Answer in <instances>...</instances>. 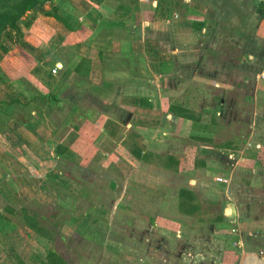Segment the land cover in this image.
<instances>
[{"label":"crops","instance_id":"crops-1","mask_svg":"<svg viewBox=\"0 0 264 264\" xmlns=\"http://www.w3.org/2000/svg\"><path fill=\"white\" fill-rule=\"evenodd\" d=\"M194 2L85 0L86 11H79L91 26H85L90 31L81 32L83 38L47 17L56 23L55 29L47 39L39 40L37 57L24 59L25 75L0 87H8L0 94V201L4 202L0 207V264L45 261L48 250L38 253L28 240L29 229L14 219L24 209L25 201L33 199L55 209L72 203L75 215H81L76 223L79 231L87 232L99 227L97 218L101 213L109 212L102 203L111 202L116 209L121 195L140 187L137 178L149 176L154 168L169 173L170 181L179 182L178 191L167 199L173 204L174 216L187 215L194 200L182 212L179 193L187 190L194 197L200 188L194 186H202L200 178L202 183L210 182L224 191L226 205L216 223L231 244L219 241L222 235L212 241L217 248L212 264H264V218L253 220V214L264 213L260 211L264 210V185L254 194L250 180L244 186H234L232 173L226 183H219L207 176L211 162L205 158L197 156L195 164L185 163L190 154L184 146L172 154L176 147L172 136H179L175 140L181 142L189 139L193 125L168 112L175 101L190 103L185 93L188 86L209 80L222 86L229 83L244 87V75L253 68L260 75L256 76L251 101L258 105L257 93L264 90V43L257 44L253 53L251 41L262 35L264 20L252 14L253 4L248 0H220L221 8L230 5L239 18L223 28L220 22L230 16H209ZM69 3L77 8L72 1ZM218 43L243 47L242 55L233 60L231 52L218 50ZM3 56L0 53L1 68L5 65ZM81 60L88 62V70L87 64L79 65ZM55 67L59 69L52 74ZM35 91L39 92V101L35 100ZM49 94L52 97L46 99L44 96ZM16 99L22 107L13 103ZM258 112L253 117L255 123L261 117ZM176 128L178 134L173 133ZM169 157L177 164L170 163ZM156 161H165L161 164L164 168L154 165ZM141 167L145 173L138 172ZM111 168L120 172L121 180ZM236 191L246 198L256 197L262 205L259 211H245L240 217L229 200ZM113 194L119 197L112 199ZM125 199L128 202L129 198ZM88 203L90 207H86ZM163 205L165 200L162 209H155V216L168 214ZM251 222L263 226L253 238L246 230ZM71 225H63L62 233ZM151 225H155L153 219L146 226L158 228ZM22 249L25 257L19 253Z\"/></svg>","mask_w":264,"mask_h":264},{"label":"rangeland","instance_id":"rangeland-1","mask_svg":"<svg viewBox=\"0 0 264 264\" xmlns=\"http://www.w3.org/2000/svg\"><path fill=\"white\" fill-rule=\"evenodd\" d=\"M59 1L35 0L33 7L16 21L17 30L10 27L1 29L0 53L4 54L3 62L8 63L12 70L23 72L24 59H31V56L37 57L39 54V40L47 39L56 26V23H53L54 21L48 19L51 17L45 16V13H52V4ZM67 1H72L73 5L76 4L77 9L81 12L86 11L85 0ZM248 1L253 4L251 10L253 15L256 14L255 10L258 5L261 2L264 4V0ZM191 2L202 6L207 10L209 16L215 14L230 16V19L225 20L226 22H220V25L224 24L223 28L231 25V23L234 24L233 21L239 19L235 8L230 7V5L227 9H225V5H223L224 9L221 8L220 0H191ZM86 25L91 26V23L88 22ZM86 25L81 30L76 31L80 35L79 38L82 37V33H89L90 30L85 27ZM251 42V50L255 53L256 45L264 43V31H262L260 37H253ZM238 43L237 41L236 44ZM216 47L220 52H231L230 56L233 60L242 55L240 53L243 47L234 48L226 44L220 46L219 43ZM64 56L67 57V53ZM263 66L264 62L262 63ZM254 70L253 68V71L251 70V72L244 75L247 78L244 87L230 86L229 83L222 86L219 82H216L218 83L217 86L216 83L213 84L214 82L209 80H201L199 83L196 82V84L191 85V87L188 86L189 88L185 92L190 102L188 106L197 116L200 115L201 117L202 123L199 124L201 127L199 133L202 140L197 142L190 137L181 142L175 140V138L180 139L179 136H172L171 142L176 145L172 149V154L178 153V150L181 149L179 146L188 148L187 152L190 156L188 155L189 157L185 163L193 161L192 164H195L197 156L205 158L206 161L211 162V172L207 174L208 177L211 179H226L232 173L234 186H244L243 183L246 184V181L249 182L248 180H250L253 184H251L252 187H248H251L254 190H252V193L255 194V190H259L264 185V90L260 94L257 93L258 105L251 101L252 95L255 94L256 76L259 77L260 75V72ZM262 70L264 73V68ZM22 79L25 80V78ZM31 85L28 82L30 88ZM196 85H199V87ZM0 87L2 88L1 85ZM6 89L8 87L0 89V94ZM219 97L222 103L217 101ZM257 111H259L258 115L261 117L255 123L253 117ZM19 116H22V114H19ZM213 117L215 123L211 124ZM20 119L22 120V118ZM202 126H208L210 129L204 128L203 131ZM177 131L176 128L173 133L178 134L179 131ZM256 160H258V163L260 160L261 164L257 165ZM254 161L256 163L255 169H253L255 167ZM236 162H238L237 166ZM161 164L166 163L165 161H156L154 165L164 168ZM144 169L141 167L138 172L145 173ZM110 170L117 179L121 180L122 176L119 171L113 170V168ZM159 170L160 168H154L149 176L146 174L141 175L140 177L144 176L142 178H137V182L141 186L131 189L132 193L128 192V195L122 194L121 202L117 204L116 209L113 208L111 202L102 203L105 210L109 212L97 216L101 224L99 227L90 229L87 232L86 230L79 231L81 228L76 223L81 215H75L76 212L71 208L72 203L55 209L33 199L25 201L23 203L24 208H30L31 211L35 210L43 216L42 224L39 226L50 233H54V239L49 241L39 237L38 234L28 228L29 242L38 253L39 251L53 250L63 264H195L194 261L197 260L199 261L198 264H212L215 256L214 252L217 251V248L212 246V241L217 236L222 235V237H219V241L222 240L231 244L230 241L225 239L227 233L223 234L217 228L219 224L216 223L221 218L223 207L226 205L223 197L224 191L217 190L215 185L210 182L202 183L200 178L199 182L202 186H194V189L200 188L194 196L195 199L187 215L181 213V216H174L171 207L173 204L167 199H169L168 196L178 191L179 182L170 181L169 173L165 174ZM253 170H255L254 173ZM168 179L170 182H167ZM119 190L120 187L117 194ZM117 197L119 196L113 194L112 199ZM126 197L129 198L128 202L125 199ZM229 198L231 204L239 212L240 217L243 216L245 211H259L262 206L255 201L256 197L249 196L246 198L237 191L234 195H229ZM164 200L165 205L163 207L168 214L165 217L155 216L153 214L156 211L155 209H160ZM3 203L0 201L1 208L4 207ZM61 204H63L62 201ZM256 204L259 205L255 208ZM56 206L58 207V205ZM90 206L89 203L86 204V207ZM148 208L152 211L147 210ZM260 211L264 212V210ZM257 215L253 214L254 221L257 217L264 218V213L263 215ZM18 216L20 217V215ZM150 218L155 222V225L151 226L158 228L152 229L150 226H146L147 224L150 225ZM14 219L20 223L19 218ZM50 219H54L56 224L52 223ZM69 222L72 225L62 233L63 225L65 226ZM21 226L23 225L21 224ZM262 228V225L258 226L255 225V222H251L246 230L251 231L249 235L251 234L250 238H253L254 232ZM232 245L234 246V242ZM257 245L258 243L253 247V250L258 247ZM19 253L21 257L27 255L23 249Z\"/></svg>","mask_w":264,"mask_h":264},{"label":"trees","instance_id":"trees-1","mask_svg":"<svg viewBox=\"0 0 264 264\" xmlns=\"http://www.w3.org/2000/svg\"><path fill=\"white\" fill-rule=\"evenodd\" d=\"M35 3V0H0V32L1 29H5L7 27H10L12 29L17 30L16 21L20 18L22 14H24L26 11H29L30 8L33 7V4ZM53 12L52 13H45V16L53 17L57 21H59L67 31L74 32L81 30L84 28V25L88 24L87 18L77 9L74 8L67 0H60L52 7ZM60 11V12H58ZM256 14L261 17L264 20V4L262 2L258 7L256 8ZM83 64H87V70H88V62L81 60L79 65L82 66ZM7 65V66H6ZM11 67L8 65V63L5 62L4 68L0 67V85H4L9 83L10 81H13L17 79L20 76L25 75V72H17L13 71ZM11 72L13 74H11ZM28 80H26V83L28 85ZM30 83V82H29ZM36 96L35 100L39 101V92L35 91ZM46 99L51 98L52 95H46L44 96ZM218 102L222 103L221 98L219 97L217 99ZM13 103H16L17 106H21L19 99H16ZM22 107V106H21ZM168 112L169 114H173L176 117L184 118L189 120L193 128L195 129L193 131V135H191V138L197 142H200L202 140V137L200 136L199 130L201 127L199 124H201V117L200 115H196L192 109L189 108L186 104H180L179 101H175L171 105L168 106ZM217 115V113H216ZM214 117L211 119V124H214ZM204 128L210 129L208 126H202V129L204 131ZM170 163L177 164L173 157H169ZM188 200L185 202L184 200ZM179 199H181L180 208L181 211H185V206L192 203L194 200L193 193L187 190H181L179 193ZM20 215V217L18 216ZM16 218H19L20 223L31 229L33 232L39 235V237H43L45 239H48L49 241L54 239V233H50L45 228L40 227L39 225L42 224V218L40 213L33 210L31 211L30 208H24L21 209L18 214L16 215ZM52 223L56 224L54 219H50ZM96 221V220H95ZM151 222V220H149ZM58 232V231H57ZM56 232V233H57ZM96 234V233H95ZM42 264H63L62 260L58 258L56 253L53 250H49L46 252L45 255V261Z\"/></svg>","mask_w":264,"mask_h":264},{"label":"built area","instance_id":"built-area-1","mask_svg":"<svg viewBox=\"0 0 264 264\" xmlns=\"http://www.w3.org/2000/svg\"><path fill=\"white\" fill-rule=\"evenodd\" d=\"M58 69H59V68H57V67L53 68V69L51 70V73H52V74H56ZM216 181L219 182V183H221V182H222V183H226V182H227V180H225V179H223V178H216ZM232 231H234V230H232Z\"/></svg>","mask_w":264,"mask_h":264}]
</instances>
